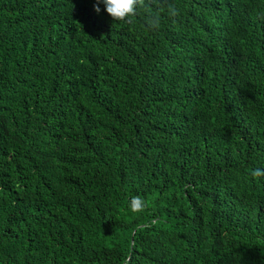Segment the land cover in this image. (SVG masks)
Returning a JSON list of instances; mask_svg holds the SVG:
<instances>
[{"label":"trees","instance_id":"trees-1","mask_svg":"<svg viewBox=\"0 0 264 264\" xmlns=\"http://www.w3.org/2000/svg\"><path fill=\"white\" fill-rule=\"evenodd\" d=\"M0 264H264V0H0Z\"/></svg>","mask_w":264,"mask_h":264}]
</instances>
